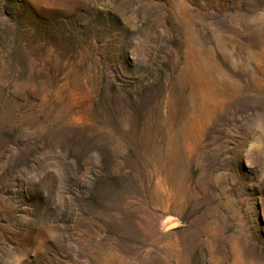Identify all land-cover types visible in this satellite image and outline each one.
I'll return each mask as SVG.
<instances>
[{"label": "rangeland", "instance_id": "rangeland-1", "mask_svg": "<svg viewBox=\"0 0 264 264\" xmlns=\"http://www.w3.org/2000/svg\"><path fill=\"white\" fill-rule=\"evenodd\" d=\"M0 264H264V0H0Z\"/></svg>", "mask_w": 264, "mask_h": 264}]
</instances>
